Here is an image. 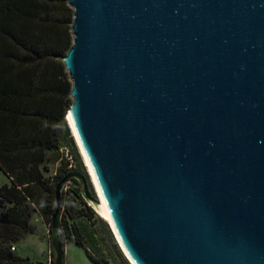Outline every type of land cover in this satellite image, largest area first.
Returning a JSON list of instances; mask_svg holds the SVG:
<instances>
[{"label":"water","instance_id":"obj_1","mask_svg":"<svg viewBox=\"0 0 264 264\" xmlns=\"http://www.w3.org/2000/svg\"><path fill=\"white\" fill-rule=\"evenodd\" d=\"M68 4V127L132 264H264V0ZM72 178L100 203L56 184L54 264Z\"/></svg>","mask_w":264,"mask_h":264},{"label":"trees","instance_id":"obj_2","mask_svg":"<svg viewBox=\"0 0 264 264\" xmlns=\"http://www.w3.org/2000/svg\"><path fill=\"white\" fill-rule=\"evenodd\" d=\"M71 21L68 0H0V169L9 179L0 186V264H33L10 247L35 233L30 223L35 214L47 226L54 264L55 187L73 168L80 172L74 160L81 166L75 151L74 159L59 152V128L72 103L62 61L72 43ZM68 145L74 150L71 139ZM58 160L49 174L48 164ZM87 209L80 186L60 193V238L84 247L86 256L100 264L87 249L94 241L83 226Z\"/></svg>","mask_w":264,"mask_h":264},{"label":"rangeland","instance_id":"obj_3","mask_svg":"<svg viewBox=\"0 0 264 264\" xmlns=\"http://www.w3.org/2000/svg\"><path fill=\"white\" fill-rule=\"evenodd\" d=\"M65 127L68 129V134H66ZM59 129L62 145L59 149V152H63L64 156L68 155L67 158H70L69 155L72 154L74 159L73 151H75L79 158L81 166H78L76 160H74V162L73 160H70V162H73V164L76 165L77 168H79L80 173H82L86 178L87 189L89 194L97 196L95 188L87 172L84 169L65 117ZM69 139L72 140L74 150H72V147L68 145ZM59 165V160L54 164L49 163L48 173H53L56 167ZM68 185L70 190L79 188L80 186L77 182L73 180H70V183ZM84 202L86 203L88 209L85 212L86 215L82 219L84 224L83 226L85 227L87 233L90 234L94 239L92 245H89L87 243L88 251L92 255H94V257L100 262V264H124L123 259L126 260L129 264H132L125 256L112 229L110 228L109 224L105 221V219L101 216L96 206H94V203L86 199L85 197ZM77 207L83 206H81V204H78ZM30 223L34 226L35 233L29 234V236L27 235L28 237L24 238L23 241H19L18 252H23L22 254H28L30 257H32L33 259L35 258L36 260H43L44 256L42 255L43 252H41V247H43L44 245V238H47L46 240H48V233L41 226L42 224L40 220H36V215L32 216ZM63 248L64 264H96L86 256L84 247L76 245L73 241L64 238Z\"/></svg>","mask_w":264,"mask_h":264},{"label":"crops","instance_id":"obj_4","mask_svg":"<svg viewBox=\"0 0 264 264\" xmlns=\"http://www.w3.org/2000/svg\"><path fill=\"white\" fill-rule=\"evenodd\" d=\"M9 182V179H8V177L6 176V174L0 169V186L1 185H3V184H5V183H8ZM3 210L2 209H0V213L2 212ZM36 215V214H35ZM38 219L40 220V222H41V226L44 228V230L46 231V226H45V224L41 221V218H39L38 217V215H36V220L38 221ZM30 222H31V220H30ZM41 227V228H42ZM42 230V229H41ZM29 236V235H28ZM28 236H26V237H24V238H27ZM24 238H22V239H20L19 241H23V239ZM47 239V238H46ZM45 238H44V240H43V242H44V245H43V247H41L42 249H41V252H43V256H44V258H43V260H36L35 258L33 259L32 257H30L28 254H22L21 252L19 253L18 252V244H19V241H17L16 243H14V251H13V253L15 254V255H17V256H20V257H22V258H28L33 264H50V244H49V242H48V240H46Z\"/></svg>","mask_w":264,"mask_h":264},{"label":"bare ground","instance_id":"obj_5","mask_svg":"<svg viewBox=\"0 0 264 264\" xmlns=\"http://www.w3.org/2000/svg\"><path fill=\"white\" fill-rule=\"evenodd\" d=\"M70 114H71L70 111H68V112H67V115H66V118H65L66 121H67V123H68V119H67V118L69 117ZM91 182H92V181H91ZM92 184H93V183H92ZM93 186H94V185H93ZM94 188H95V187H94ZM95 191H96L97 197H98V199H99V201H100V203L96 206V208H97L98 211L100 212L101 216L105 219V221L109 224V226H110V228L112 229V231H113V233H114V235H115V237H116V239H117V241H118V243H119L121 249L123 250L125 256H126L127 259L131 262V260L129 259V257H128L127 254L125 253V251H124V249H123V247H122L120 241L118 240V238H117V236H116V234H115V231H114V228H113V225H112V222H111L110 216H109V214H108V212H107V209H106V207H105V205H104L102 199L100 198V196H99V194H98V192H97L96 189H95ZM131 263H132V262H131Z\"/></svg>","mask_w":264,"mask_h":264},{"label":"built area","instance_id":"obj_6","mask_svg":"<svg viewBox=\"0 0 264 264\" xmlns=\"http://www.w3.org/2000/svg\"><path fill=\"white\" fill-rule=\"evenodd\" d=\"M69 183H70V180L66 181V182L62 185V187H61V192L65 193V192H67V191L69 190V185H68ZM61 192H60V193H61ZM46 232L48 233V229H47V228H46ZM10 249H11V250H14V246H11Z\"/></svg>","mask_w":264,"mask_h":264},{"label":"flooded vegetation","instance_id":"obj_7","mask_svg":"<svg viewBox=\"0 0 264 264\" xmlns=\"http://www.w3.org/2000/svg\"><path fill=\"white\" fill-rule=\"evenodd\" d=\"M74 169V168H73ZM72 169V171H76V170H73ZM79 172V171H78ZM73 179V181L76 179V178H72ZM72 179H69V180H72ZM75 182H79V181H77V179L75 180Z\"/></svg>","mask_w":264,"mask_h":264}]
</instances>
